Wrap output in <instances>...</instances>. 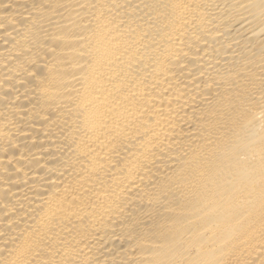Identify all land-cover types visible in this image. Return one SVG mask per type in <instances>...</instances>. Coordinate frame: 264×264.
<instances>
[{
    "label": "bare ground",
    "instance_id": "obj_1",
    "mask_svg": "<svg viewBox=\"0 0 264 264\" xmlns=\"http://www.w3.org/2000/svg\"><path fill=\"white\" fill-rule=\"evenodd\" d=\"M0 264H264V0H0Z\"/></svg>",
    "mask_w": 264,
    "mask_h": 264
}]
</instances>
